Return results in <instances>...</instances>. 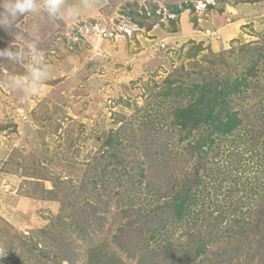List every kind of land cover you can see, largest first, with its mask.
I'll use <instances>...</instances> for the list:
<instances>
[{
	"label": "rangeland",
	"instance_id": "1",
	"mask_svg": "<svg viewBox=\"0 0 264 264\" xmlns=\"http://www.w3.org/2000/svg\"><path fill=\"white\" fill-rule=\"evenodd\" d=\"M221 26L231 33L212 32ZM252 63L250 85L231 95L242 121L214 151L216 182L199 175L208 221L194 211L190 224L143 221L135 214L149 206L143 194L101 176L103 164L112 171L135 161L129 150L108 159L106 139L115 147L117 133H132L144 148L156 140L179 149L184 131L174 137L172 120L198 97L190 89L217 74L242 76ZM168 85L173 94H164ZM246 129L261 130L257 143ZM263 148L264 0H64L52 13L0 16V264H264L259 230L232 242L226 230L238 227L223 219V235L205 242L219 207L236 197L245 211L248 186H264ZM178 163L148 170L140 191L156 186L170 198L180 186L165 176L190 169Z\"/></svg>",
	"mask_w": 264,
	"mask_h": 264
},
{
	"label": "trees",
	"instance_id": "2",
	"mask_svg": "<svg viewBox=\"0 0 264 264\" xmlns=\"http://www.w3.org/2000/svg\"><path fill=\"white\" fill-rule=\"evenodd\" d=\"M255 74V65L252 63L248 65L242 76L237 75L228 77L226 75L217 74L204 80L200 84H195L194 88L190 89L189 93L194 96V92L197 91L198 97L195 101L188 103L186 106L175 109L173 115V126H171V129L174 130L172 135L175 137L177 134L175 130L177 129L184 131L182 135L175 138L176 143L180 145L179 149L172 143H164L156 140L153 142L154 147L149 149H147V147L144 148L135 143V138L130 140L132 133L126 138L117 133V143L115 147L113 142L115 140L113 137L109 136L106 139V146H111V149L107 151L109 153L108 159H118V156L121 155L124 157L128 154L126 150H129V154L135 161L133 164L128 161L123 162L116 170L113 168L112 171L114 176L112 171L107 167L109 163L103 164L101 176H106V180H108L106 182L107 184H111L112 180L110 179L113 177L118 182V187L123 188L125 184L130 183L139 190L138 194H143L145 198H147V196L150 197L151 201H148L141 196L144 203H148L149 206L140 212H135L136 215L142 218L147 217L143 221L155 222V219H157L158 222H166L165 224L169 223L172 225L185 218L187 224H190L196 221L195 219H189V217L193 215V211L196 218L200 220L205 214H212V212L209 211L210 201L207 206L204 207L206 194L203 189H199L200 183L203 182V178L199 177V175L202 171L204 172V178L208 179L210 182H216L219 168L222 165V158L214 155L216 145L220 144L231 135L242 121L240 117H238L239 113L233 109L231 95H242L245 89L250 85L247 79L251 76H255ZM167 83L170 84L171 80H168ZM173 88H176V86H173ZM171 92L173 94L170 85H168L164 94H171ZM200 126L211 127L209 128V132L207 131L204 134L201 132V134L195 135L193 129L200 130ZM248 129L252 128L250 127ZM256 130H258V135L253 137L248 133L247 129L243 132L245 136H247V140L252 139L257 143V138L261 130ZM117 145L118 147L116 148ZM105 152L106 151L102 154H105ZM258 155L260 156L261 162L264 164V148ZM175 162H179L177 166H184L189 162L190 169H188L189 171L187 172L182 171L183 173L179 176L170 175L169 178L165 176V179L169 180H171V177L174 178L171 181H173L175 185L180 186L178 189H175L173 183L169 184L168 181L166 182L170 190L172 188L175 189L170 198H167L168 192L161 190L156 191V186H148L149 190H151V188L153 189V191H150V194L146 190L144 192L140 191L139 187L145 175L149 174L148 170L152 172L160 168L164 171L169 165ZM91 182L93 183L92 189H94L96 183L95 181ZM248 188L252 193L249 198L250 201L244 203L246 205L245 211L238 206V203L241 202L236 197L226 202L227 207L232 201L235 200L236 202L229 210L224 211V209L219 207V212L215 215V225H213V231L215 232L211 233L209 231L208 238L205 242H217L218 235H216V231L217 234L219 232V235H223L225 224L229 225L228 227H235V225L238 227L235 231L231 229L226 230L233 232L228 235V238H230L232 242L237 238L246 237L250 234L256 237L258 230L260 231V235L263 236L264 186L260 191L256 190L257 187L248 186ZM92 189L91 191H93ZM104 189L106 190V187H104ZM123 191H126V188H124ZM116 192L119 195L120 191L118 189ZM158 199L159 201L163 199L164 202L160 204ZM157 210L166 211V215L159 216L160 212ZM131 211L133 210L129 209V212ZM224 212H227L228 215L225 216L223 214ZM202 213L205 214L202 216ZM171 219L172 221H170ZM203 219L206 222L208 221L206 216H204ZM223 219L227 220V222L221 225ZM161 226H164V224L161 223ZM203 246L204 245H200L197 251L202 250ZM163 249L167 252L169 249L176 248L164 245ZM236 249L237 248L234 250Z\"/></svg>",
	"mask_w": 264,
	"mask_h": 264
},
{
	"label": "clouds",
	"instance_id": "3",
	"mask_svg": "<svg viewBox=\"0 0 264 264\" xmlns=\"http://www.w3.org/2000/svg\"><path fill=\"white\" fill-rule=\"evenodd\" d=\"M63 4L64 0H43L42 5H38L36 0H0V16L17 19L25 13L35 11L38 7L52 13L58 11Z\"/></svg>",
	"mask_w": 264,
	"mask_h": 264
},
{
	"label": "crops",
	"instance_id": "4",
	"mask_svg": "<svg viewBox=\"0 0 264 264\" xmlns=\"http://www.w3.org/2000/svg\"><path fill=\"white\" fill-rule=\"evenodd\" d=\"M215 28H212V32L215 33V31H220V30H223L224 32H227V33H231L229 30L226 29L225 26H221V27H217L216 30H214ZM190 31L189 29H186L185 32H188ZM189 33V32H188ZM198 41V40H197ZM199 42V41H198Z\"/></svg>",
	"mask_w": 264,
	"mask_h": 264
}]
</instances>
